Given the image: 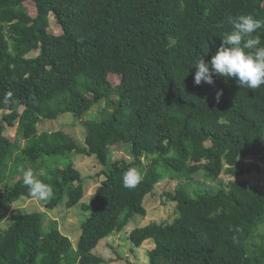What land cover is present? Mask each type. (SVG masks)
I'll list each match as a JSON object with an SVG mask.
<instances>
[{
	"label": "trees",
	"instance_id": "obj_1",
	"mask_svg": "<svg viewBox=\"0 0 264 264\" xmlns=\"http://www.w3.org/2000/svg\"><path fill=\"white\" fill-rule=\"evenodd\" d=\"M242 14L264 21V0H0V223L32 197L29 168L53 189L47 209L81 203L88 212L76 246L40 211L0 224V264L103 263L98 242L144 215L164 176L199 172L230 180L215 191L167 192L171 221L137 226L132 244L153 237L147 264H264V188L239 179L264 163V85L240 88L215 74L213 84L194 83L196 59L210 61L232 30L226 17ZM50 16L60 33L48 29ZM255 35L264 44V28ZM93 107L97 116L86 117ZM66 114L82 122L83 145L65 129L39 130ZM5 125H17L14 137ZM112 147H127L130 159L110 160ZM74 155L102 167L88 201ZM130 167L142 178L134 189L123 185Z\"/></svg>",
	"mask_w": 264,
	"mask_h": 264
},
{
	"label": "rangeland",
	"instance_id": "obj_2",
	"mask_svg": "<svg viewBox=\"0 0 264 264\" xmlns=\"http://www.w3.org/2000/svg\"><path fill=\"white\" fill-rule=\"evenodd\" d=\"M26 8L31 15H35V4L32 1L25 2ZM48 29L53 33H60V27L56 23L55 19L50 16ZM109 79L112 83L116 84L119 81V77L113 74L109 75ZM98 107H93L86 117L94 118L97 116ZM0 112V120H1ZM39 130H57L65 129L73 134L77 141L83 145V136L85 128L80 120H76L72 115H60L57 119L51 121H44L38 126ZM17 125L8 127L5 125L4 133L7 136L14 137L17 133ZM126 158L130 159L127 147H112L110 151V160ZM76 168L80 171L85 182L88 185V190L82 201H88L98 183L95 181L96 174L102 169L97 163L94 156L74 155L71 158ZM62 160V159H61ZM246 163H254L253 159H245ZM260 170H253L250 173H246L239 177V179H245L251 182L253 185H258L264 188V163H258ZM230 177L222 174L219 178L212 180L205 176L203 172H199L192 179H172L169 176H164L156 185L151 194L145 199L146 213L144 215L135 214L128 225L119 232H113L109 236L101 239L97 246L94 248V252L99 254L103 258V263L100 264H147V252L153 246V237L142 241L139 247H135L130 238V233L137 227L146 224L149 221H171L172 214L174 213L173 205L166 200L165 194L167 192H174L177 188H184L190 195L195 191H205L220 188L226 186ZM81 201V202H82ZM62 205V204H61ZM60 204L53 209H47L45 201H38L34 197L23 196L9 207L8 212L1 221V226L7 228L10 222L18 215L24 212L40 211L43 214L44 224L47 225L51 220H56L59 229L65 235L69 236L73 246L79 239L81 233V223L88 216V212L81 209V203L76 204L71 208H65ZM264 225L259 227L258 234L262 233Z\"/></svg>",
	"mask_w": 264,
	"mask_h": 264
},
{
	"label": "clouds",
	"instance_id": "obj_3",
	"mask_svg": "<svg viewBox=\"0 0 264 264\" xmlns=\"http://www.w3.org/2000/svg\"><path fill=\"white\" fill-rule=\"evenodd\" d=\"M226 21L232 30L222 36V43L210 61H205L201 55L194 62V83L199 85L204 81L213 84L215 74L235 77L240 88L256 90L264 85V44L255 33L264 28V21L251 14L228 15ZM220 94L217 93L218 98ZM141 179L138 169L130 167L123 175V185L134 189ZM23 183L30 196L38 201H47L53 196L52 187L40 180L31 168L23 172Z\"/></svg>",
	"mask_w": 264,
	"mask_h": 264
}]
</instances>
